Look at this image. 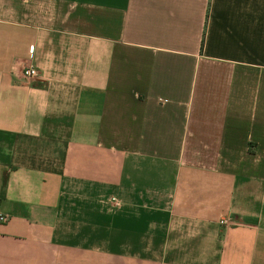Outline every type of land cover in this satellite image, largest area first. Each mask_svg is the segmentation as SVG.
<instances>
[{"label": "crops", "instance_id": "obj_1", "mask_svg": "<svg viewBox=\"0 0 264 264\" xmlns=\"http://www.w3.org/2000/svg\"><path fill=\"white\" fill-rule=\"evenodd\" d=\"M0 215V264H264V0H0Z\"/></svg>", "mask_w": 264, "mask_h": 264}, {"label": "built area", "instance_id": "obj_2", "mask_svg": "<svg viewBox=\"0 0 264 264\" xmlns=\"http://www.w3.org/2000/svg\"><path fill=\"white\" fill-rule=\"evenodd\" d=\"M38 75L36 68L32 65H26L22 68L21 76L24 80L29 81L35 78ZM111 201L113 204L117 205V200L113 196L111 197ZM7 218L4 215H0V221H5ZM221 223H227V220H220Z\"/></svg>", "mask_w": 264, "mask_h": 264}, {"label": "rangeland", "instance_id": "obj_3", "mask_svg": "<svg viewBox=\"0 0 264 264\" xmlns=\"http://www.w3.org/2000/svg\"><path fill=\"white\" fill-rule=\"evenodd\" d=\"M106 202H108L107 200H106ZM117 212H118V214L119 213H123V211L122 210H124V204L122 203V201L118 198V196H117Z\"/></svg>", "mask_w": 264, "mask_h": 264}]
</instances>
